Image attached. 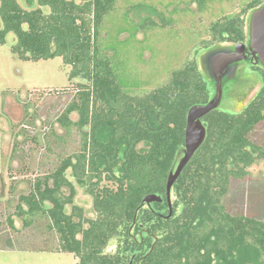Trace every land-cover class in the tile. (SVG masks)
I'll return each instance as SVG.
<instances>
[{"label": "trees", "instance_id": "16d2710c", "mask_svg": "<svg viewBox=\"0 0 264 264\" xmlns=\"http://www.w3.org/2000/svg\"><path fill=\"white\" fill-rule=\"evenodd\" d=\"M206 1L199 0L201 6ZM34 2L28 9L18 0H0V44L13 33L10 51L18 59L59 56L70 68L69 80L81 75L87 82L76 84L74 99L58 117L67 133L72 127L81 132V147L36 178L15 206L21 229L44 220V229L56 237L29 248L72 253L75 264H264V219L233 211L227 198L235 182L249 178L254 162L264 160V83L240 112L218 108L202 118L205 140L172 186L168 216L166 182L184 143L186 114L210 99V83L189 60L162 84L137 91L142 84L126 63L127 40L118 39L125 29L114 42L106 26L118 0ZM263 3L250 0L242 12ZM142 25L129 38L137 42ZM210 31L216 42L246 39L242 14L214 21ZM68 170L91 196L95 217L74 203ZM148 194L163 201L144 204ZM7 226L18 230L11 216ZM4 241V248L13 244ZM111 241L114 252H105Z\"/></svg>", "mask_w": 264, "mask_h": 264}, {"label": "rangeland", "instance_id": "374dc122", "mask_svg": "<svg viewBox=\"0 0 264 264\" xmlns=\"http://www.w3.org/2000/svg\"><path fill=\"white\" fill-rule=\"evenodd\" d=\"M249 1L207 0L205 6H201L199 0H118L116 12L106 26L111 27L110 32L114 34L109 39L114 42L118 30L125 29L118 39L127 40L126 63L142 84L137 91L150 90L189 60L203 68L204 57L215 45L234 43L212 40L210 26L224 16L242 14L247 30L252 9L242 11ZM18 2L24 8L35 7L34 0ZM159 16L171 24L163 25ZM140 25L143 30H137L135 42L129 35ZM14 42L15 35L8 33L5 43L0 44V264H75L77 258L72 253L31 249L42 246L46 238L53 242L56 237L44 229V220L33 229H21V221L14 212L19 196L28 192L36 178L48 174L61 157L81 147V132L72 127L67 133L58 117L74 99L76 84L87 80L81 75L69 80L70 68L59 56L38 61L18 59L10 51ZM236 71L233 77L223 78L224 95L219 106L232 113L244 108L246 100L241 98L242 94L248 92L253 97L264 83L262 76L250 69L248 63L237 67ZM229 83L233 84L231 92L238 87L244 89L228 96L226 85ZM70 119L76 121L78 114L71 113ZM249 174L247 180L235 182L227 198L233 211L264 219V160L255 161ZM66 175L76 189L74 203L83 208L87 217H95L91 196L69 170ZM103 184L110 183L104 181ZM174 198L172 193L171 200ZM67 209L69 211L70 207ZM9 216L17 231L7 226ZM4 240L13 242L12 246L4 248ZM114 250L115 241H111L105 252Z\"/></svg>", "mask_w": 264, "mask_h": 264}, {"label": "water", "instance_id": "95a60500", "mask_svg": "<svg viewBox=\"0 0 264 264\" xmlns=\"http://www.w3.org/2000/svg\"><path fill=\"white\" fill-rule=\"evenodd\" d=\"M248 55L264 69V3L252 9L248 19L245 41H238L226 45L218 44L215 45V48L209 51L205 57L200 55L201 58L204 57L202 62L203 68L200 64L197 66L202 75H204V78L207 81L209 80L212 94L206 103L194 104L187 111L184 143L176 155L175 164L169 171L166 182L165 199L169 208L168 216L172 213V186L184 166L190 161L205 140L206 126L202 118L211 111L219 108L224 95L222 84L223 77H233L237 72V67L241 68V66H243L241 62L246 60ZM253 84H255V82ZM243 89V87H238L235 92H230L228 96L233 93L237 95L239 90L241 91ZM249 94L250 93L247 92L242 94L243 97H241L246 100L247 103L254 97H252V95L249 96ZM246 101H244L245 105L247 104ZM162 201L163 197L157 194H148L143 198V203L147 205ZM129 264H131V262Z\"/></svg>", "mask_w": 264, "mask_h": 264}, {"label": "flooded vegetation", "instance_id": "af4514ba", "mask_svg": "<svg viewBox=\"0 0 264 264\" xmlns=\"http://www.w3.org/2000/svg\"><path fill=\"white\" fill-rule=\"evenodd\" d=\"M234 43H236V42H234ZM241 63H243V64L248 63L250 69H252L253 67L256 68V66H259V64L257 62H255L254 59L250 55H248L246 60H243ZM259 67H260V70L264 71V69L261 66H259ZM252 70L255 72H258V74H260L264 80V73H262L260 70H257V69H252ZM222 81H223V79H222Z\"/></svg>", "mask_w": 264, "mask_h": 264}]
</instances>
